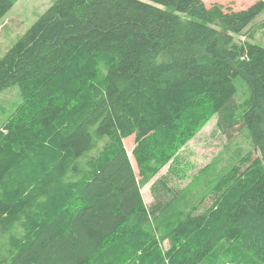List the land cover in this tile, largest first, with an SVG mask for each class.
Segmentation results:
<instances>
[{
	"label": "trees",
	"instance_id": "16d2710c",
	"mask_svg": "<svg viewBox=\"0 0 264 264\" xmlns=\"http://www.w3.org/2000/svg\"><path fill=\"white\" fill-rule=\"evenodd\" d=\"M16 1L0 0V19ZM262 12L264 0H53L0 56V90L22 96L0 129V264H217L231 248L264 264V45L247 39ZM212 114L259 155L148 208L141 188ZM58 184L69 194L47 207Z\"/></svg>",
	"mask_w": 264,
	"mask_h": 264
},
{
	"label": "rangeland",
	"instance_id": "374dc122",
	"mask_svg": "<svg viewBox=\"0 0 264 264\" xmlns=\"http://www.w3.org/2000/svg\"><path fill=\"white\" fill-rule=\"evenodd\" d=\"M52 1L17 0L14 3L10 10L0 19V56L27 30ZM203 1L206 5L220 3L226 8L237 10L248 7L258 0ZM263 19L264 12L260 13L255 22L247 28V39L262 45H264V27L260 22ZM244 38L242 36V39ZM236 85L238 88L236 99L243 102V98L247 94L243 77L238 76L236 78ZM21 102L22 96L18 86L15 85L0 90V129L3 128L4 123L15 112ZM216 122L217 115L212 114L180 148L174 162L162 166L151 180L141 188L143 200L148 208L159 200L166 202L173 198L179 190L186 188V186L190 188L195 186L199 182L200 176H203L208 171H203L205 168L209 167L212 169L214 166L221 168L223 165L230 163L234 157H237V154L238 157H241L248 150H251L250 159L241 166V170H244L240 175L248 171L250 166L247 165L259 154L253 150L252 143L246 136V129H244V132H236L229 138L217 126ZM138 139L139 137L135 132L121 138L137 176L138 160L135 152L138 150ZM261 164L264 166V160L261 161ZM56 182L58 183L59 181ZM12 187L16 186L12 185ZM55 190L57 193H52L49 196L47 207L55 206L58 201L63 200L69 194V188L63 184H58ZM220 194L221 190H214V188L207 190L204 193L203 201L197 204L195 213H206L212 209ZM40 204L39 206H42ZM44 218L42 213L38 212L30 222H26L25 227L31 228ZM161 246L164 250H167L170 244L168 240H165L161 243ZM220 257V261L216 260L217 264H248L243 255L234 248H231L226 254H220Z\"/></svg>",
	"mask_w": 264,
	"mask_h": 264
}]
</instances>
